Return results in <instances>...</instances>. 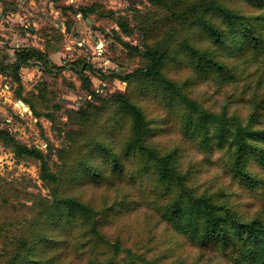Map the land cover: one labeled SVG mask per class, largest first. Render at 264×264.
<instances>
[{"label": "trees", "instance_id": "obj_1", "mask_svg": "<svg viewBox=\"0 0 264 264\" xmlns=\"http://www.w3.org/2000/svg\"><path fill=\"white\" fill-rule=\"evenodd\" d=\"M148 1L162 9L163 14L152 19L151 14L139 12L136 25L125 15L98 4L82 8L85 19L92 13L111 19L127 36L142 31L143 50L120 42L130 53L142 56L145 64L122 78L128 82L127 92L112 94L102 105L87 102L86 106L69 111V124L77 128L66 132L68 145L55 151L50 148L45 153L0 131V143L11 147L18 159L39 163L40 178L49 190L48 196L30 194L36 203L30 235L17 237L14 244L10 242L13 249L7 256L0 254V264H76L88 252L91 257L87 264H117L120 242L111 255L96 259L100 255L99 251L94 255V250L101 236L102 213L72 191L83 185L114 184L118 180L136 187L148 177L155 180L156 198H169L158 211L174 230L203 247L234 248L233 264H264V216L259 214L247 221L239 213L217 206L211 196H196L188 187L193 175L180 171L179 148L162 154L149 142L152 133L162 128L161 122L149 112L160 107L168 120L174 119L176 123L181 120L187 130L193 129L208 145L226 150L228 169L251 190L258 182H264L259 178L264 171V129H257L264 123V97L254 105L247 125L241 124L237 113L229 116L227 108L220 114L213 113L190 97L194 76L205 80L228 74L227 53L245 57L264 51V12H255L264 11V0ZM238 5L251 11L242 12ZM178 30L182 36L176 39ZM15 57V63L8 67L0 62V72L11 76L16 84L14 96L30 107L36 118L47 117L55 123L54 114L46 109V84L40 82L27 91L21 70L37 63L45 74H52L65 65L52 63L47 52L33 47H20ZM89 69L87 66L82 69L79 78L83 83L89 82L84 88L95 100H100L85 73ZM179 70H188L191 77L184 82L175 78ZM109 102L116 105L115 110L102 115ZM87 129L85 142L77 145ZM54 155L64 162L59 171L51 165ZM144 158L155 160L157 165L149 167L143 163ZM230 217L235 219L233 223ZM4 230L0 227V238H7L2 235Z\"/></svg>", "mask_w": 264, "mask_h": 264}, {"label": "rangeland", "instance_id": "obj_2", "mask_svg": "<svg viewBox=\"0 0 264 264\" xmlns=\"http://www.w3.org/2000/svg\"><path fill=\"white\" fill-rule=\"evenodd\" d=\"M96 4L125 15L133 25H136L135 17L139 12L151 14L152 19L163 14L162 9L148 0H0L2 65L8 67L15 63L13 50L18 48L17 43L21 47L30 45L45 51L52 63L65 65L52 74H45L37 63L21 70L27 91L40 82L46 84V109L54 114L55 123L47 117L36 118L27 105H21L14 96L16 84L11 76L0 72V131L28 147H37L45 153L50 148L55 151L66 146V132L77 128L69 124L70 110L86 106L87 102L102 105L112 94L128 91V82L122 78L143 67L145 60L130 53L120 40L143 50V33L136 30L133 36H127L111 19L99 18L94 13L89 23L82 16V8ZM243 7L238 5L242 12L251 11ZM5 12L8 13L6 20L2 17ZM177 35L176 39L180 38L182 31L178 30ZM225 63L229 71L223 77L202 80L194 76L190 97L213 113L220 114L227 108L229 116L237 113L241 124L247 125L254 105L264 97V51L245 57L227 53ZM86 66L91 68L85 73L92 80V90L98 93L100 100H95L84 88L83 85L89 82L83 83L79 78L80 71ZM189 77L188 70H179L175 74L181 81ZM115 108V104L106 103L102 115H109ZM149 113L162 125L152 133L150 144L162 154L179 148L180 171L193 175L188 187L196 192V196H211L217 206L235 211L247 221L259 214L264 216V182H258L251 190L228 169L226 150L211 147L193 129L187 130L181 120L177 123L174 119L168 120L160 107H153ZM257 129H264V123ZM88 133L89 129L83 132L77 145L85 142ZM142 161L149 167L157 165L155 160L144 158ZM51 165L59 171L64 162L54 155ZM259 178L264 179V171ZM154 181L148 177L134 187L118 180L114 184L83 185L72 191L102 213L99 216L101 236L94 250V255L99 251L102 257L98 255L96 259L111 255L114 246L120 242L117 264H132L133 261L136 264H233L234 248L203 247L161 218L158 208L168 203L169 198H156ZM31 193L43 196L49 193L40 178L39 163L18 159L11 147L0 143V227L6 229L2 235H7V238H0L2 255L7 256L13 249L10 242L14 244L17 237L30 235L36 212ZM229 220L233 223L235 219L230 217ZM90 257L88 252L84 260L77 259L76 264H87Z\"/></svg>", "mask_w": 264, "mask_h": 264}, {"label": "crops", "instance_id": "obj_3", "mask_svg": "<svg viewBox=\"0 0 264 264\" xmlns=\"http://www.w3.org/2000/svg\"><path fill=\"white\" fill-rule=\"evenodd\" d=\"M3 19L4 20H6V18L8 17V13L7 12H5V13H3ZM4 20H3V22H4ZM22 45L21 44H19V43H17L16 44V47H18L17 49H19L20 47H21ZM24 47H31L30 45H25ZM17 49H15V50H13L14 51V53H15V51H17ZM26 105V104H25ZM30 108V107H29ZM30 112H32L31 110H30Z\"/></svg>", "mask_w": 264, "mask_h": 264}, {"label": "water", "instance_id": "obj_4", "mask_svg": "<svg viewBox=\"0 0 264 264\" xmlns=\"http://www.w3.org/2000/svg\"><path fill=\"white\" fill-rule=\"evenodd\" d=\"M87 21H88L89 23H91V21H90L89 19H87ZM19 103H20L21 105H25V103H24L22 100H20Z\"/></svg>", "mask_w": 264, "mask_h": 264}]
</instances>
